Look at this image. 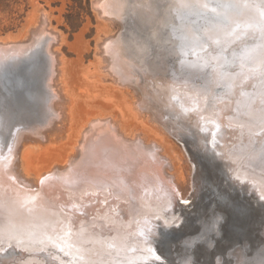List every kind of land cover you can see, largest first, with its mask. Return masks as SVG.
<instances>
[{
  "label": "bare ground",
  "instance_id": "6f19581e",
  "mask_svg": "<svg viewBox=\"0 0 264 264\" xmlns=\"http://www.w3.org/2000/svg\"><path fill=\"white\" fill-rule=\"evenodd\" d=\"M130 7L128 0H94L103 26L94 55L98 76L111 83L105 86L130 102L136 128L126 136L122 123L127 117L121 108L117 114L88 109L64 164L53 162L40 175L33 169L35 152L65 140L76 113L72 89L64 80L65 57L54 48L62 46L64 37L51 25L48 12L39 18L36 10L33 24L38 26L32 27L27 42L0 40V60L12 51L17 58L31 41H40L48 90L36 121L0 131V264H151L156 249L172 264L164 244L173 241L180 262L241 264L226 251L233 247L217 238L226 237L227 214L214 212L213 227L187 236L194 211L179 200L191 198L198 206L199 198L212 195L204 192L207 184L227 204L251 209L264 227V213H256L264 211V39L250 60L232 72L224 66L230 62L227 56L229 62H224V52L210 54L209 89L201 75L204 68L198 74L200 84L183 75L178 61L174 74L148 70L143 50L129 47L134 39L123 33ZM240 22L241 30L249 31L239 36H256L255 29L264 34L263 10L249 11ZM109 25L114 32L107 30ZM162 57L167 58L161 48L153 58ZM217 89L224 92L213 96ZM191 185L195 191L188 196ZM182 220L180 227L170 228ZM165 228L172 235L164 239L159 232ZM201 239L206 246L196 244ZM260 243V260H249L255 264H264V238ZM192 245L195 249L187 247Z\"/></svg>",
  "mask_w": 264,
  "mask_h": 264
},
{
  "label": "rangeland",
  "instance_id": "374dc122",
  "mask_svg": "<svg viewBox=\"0 0 264 264\" xmlns=\"http://www.w3.org/2000/svg\"><path fill=\"white\" fill-rule=\"evenodd\" d=\"M128 3L132 7H130L132 11L126 20L123 33L126 34L127 38L133 37L134 39V43H129V47L134 46V48L143 50L144 54L141 57L147 59L146 66H148V70L153 72V70L162 71L164 69L168 73L174 74V71L178 70V67H175L176 61H178L180 65L183 64V67H179L183 75L186 77L192 76L200 84L203 78L198 77V74L204 68L205 71L201 75L208 80L209 89L213 84V63L208 58L210 54L224 52L226 54L223 56L224 62L230 61L224 66L232 68L230 70L232 72L234 69L239 68L243 62L247 63L250 60L264 39V34H262L263 32L260 33L259 29L254 30L256 36H252L250 33L242 37L239 36L243 31H249V29L241 30L240 21L242 18L249 11H264V0H147L146 7L143 6L142 0H128ZM204 3L209 5V9L217 4L231 6L218 8L217 12L213 13L201 7ZM36 10L39 18L43 13L48 12L51 25L63 34L62 46L59 47L56 44L54 48H58L60 54L65 57L66 75L64 80L68 81L69 87L72 89L75 100L72 107L76 109L75 118L71 122L70 130L67 132V138L53 143L54 146L51 145L52 147L46 152H43L44 149L35 152L33 169L41 174L52 167L53 162L64 164L63 161L68 156L72 144L76 140L77 125L81 118L86 115L88 109L100 112L108 111L115 114L118 113L117 108L124 110L127 119L122 124L126 136H129L132 130L136 128L137 120L133 118L134 112L130 108V102L124 100L119 92H113L109 87H106L105 85H111V83L103 76H98L97 61L94 55L95 41L99 37L98 33L103 26L100 24L94 10V0H0V40L27 42L32 29L38 26V23L33 24L34 21L37 22L35 20ZM230 28H233V33L226 34V31ZM107 30L114 32L115 27L109 25ZM261 34L262 37H260ZM221 37H224L225 40H221ZM235 37L238 40L231 41ZM43 38H46V36H43ZM39 42L36 39L31 41L28 51L24 53L21 51L17 58L12 57L15 53L12 51L6 57L2 56V60H0L1 133H6L13 127H16L15 130L20 129L21 125L19 124L27 123L25 121L28 120L36 121L38 115L42 113L43 97L48 90H46L47 86L44 83L46 64L42 57V48ZM186 43L187 50L184 49V51L186 50L184 52L181 49ZM141 45L143 46L140 48ZM161 48L162 56L165 55L166 58L168 55H173L175 59L168 56L166 59L162 57V60H155ZM130 50L133 53L138 51L133 48ZM183 52L184 55L182 56ZM241 57H244L243 61L240 60ZM173 60H175V63ZM192 72L195 73V77ZM257 79L260 80L261 78L253 77V80L257 81ZM261 80L264 81L263 78ZM256 81L251 84V87L254 86ZM220 89L223 90V88ZM220 89H217L213 96L224 92ZM180 130L183 131V128ZM202 140L204 143L207 142L204 139ZM177 144L180 147H185L182 141H178ZM189 163L193 166L190 160ZM173 172L172 169L171 173ZM175 174H177L176 171ZM232 180L235 181V179ZM192 187V185L188 187V196L194 194L195 188L192 189ZM204 190L207 194L211 192L212 195L199 198L197 200L198 206H195L193 199L188 198L192 200V203L188 206H193V217H196L188 224V235L185 234L188 237L203 234L207 232L206 229L209 226L213 227L211 221L217 219L214 212L221 213L220 215L223 214L224 216L227 214V218H225H229V223L225 225V229H227L226 237L222 238V235H218V240L226 248L228 246L233 247L228 248L226 251L231 250L232 258L237 261L240 260L241 264H255L249 260H260L259 254L262 252L259 251L261 245L258 244L262 243L264 238V227L257 223V219L253 215L254 212L241 204H227L228 202L213 193L212 185L207 184ZM93 203L95 204V202ZM182 206L188 209L187 206ZM259 212L264 213L262 210L256 213ZM180 225L173 227L178 228ZM173 227L170 226L171 229ZM187 236L185 237L187 238ZM184 238L181 239L184 240ZM201 240L197 241V244L206 246L207 243ZM174 242L177 243L173 241V243L164 244V249L170 254L169 258L172 256V264H176L175 262L177 264H192L191 262H180ZM193 247L195 249V246ZM151 259L156 258L151 257ZM194 263L196 264V262ZM214 264H217L215 259Z\"/></svg>",
  "mask_w": 264,
  "mask_h": 264
},
{
  "label": "water",
  "instance_id": "95a60500",
  "mask_svg": "<svg viewBox=\"0 0 264 264\" xmlns=\"http://www.w3.org/2000/svg\"><path fill=\"white\" fill-rule=\"evenodd\" d=\"M181 10H182V8H181ZM186 42V41H185ZM187 42H188V40H187ZM187 43L183 46V49H182V51H184V49H186L187 50ZM186 50L184 51V52H186ZM181 51V52H182ZM184 52H183V54H181V55H184ZM179 203L181 204V205H184V206H187L188 207V209H193V206H188V205H190L191 203H192V200L191 199H187V200H179ZM192 215H194V214H192ZM194 217H196V216H194ZM195 220H196V218H195ZM181 223H183V220L182 221H180L179 223H178V225H180ZM192 223H194V221H192ZM173 227V226H172ZM159 228H161V227H159ZM166 229V230H165ZM164 230L162 229V230H160V234H161V237L162 238H167L168 236H171L172 234L171 233H169L168 232V228H165ZM171 234V235H170ZM183 238V237H182ZM181 239V238H180ZM197 242V241H196ZM195 242V243H196ZM197 244V243H196ZM194 245H192V246H187V247H191L192 249H194V247H193ZM183 247V246H182ZM155 254H156V259H155V262H152L153 264H159V263H163V264H168V263H166L165 262V260H164V258H163V253H162V255H161V252H160V250L159 249H156L155 250ZM175 262V261H174ZM151 263V264H152ZM176 264H177V262H175Z\"/></svg>",
  "mask_w": 264,
  "mask_h": 264
},
{
  "label": "snow or ice",
  "instance_id": "6c2138e0",
  "mask_svg": "<svg viewBox=\"0 0 264 264\" xmlns=\"http://www.w3.org/2000/svg\"><path fill=\"white\" fill-rule=\"evenodd\" d=\"M229 6H231V5H227V4H224V5L217 4L215 7L209 9V5L207 3H204V4L201 5V7H203L206 10H210L213 13H216L218 8H221V7H229Z\"/></svg>",
  "mask_w": 264,
  "mask_h": 264
}]
</instances>
